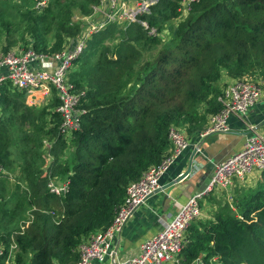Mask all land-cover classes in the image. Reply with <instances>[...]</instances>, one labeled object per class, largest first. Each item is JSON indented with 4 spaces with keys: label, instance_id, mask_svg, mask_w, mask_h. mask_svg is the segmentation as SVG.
<instances>
[{
    "label": "trees",
    "instance_id": "trees-1",
    "mask_svg": "<svg viewBox=\"0 0 264 264\" xmlns=\"http://www.w3.org/2000/svg\"><path fill=\"white\" fill-rule=\"evenodd\" d=\"M98 1L49 0L36 9L35 0H0V40L16 34L25 49L62 50L81 31L73 9L87 14ZM181 1L156 0L139 17L156 34L138 22L127 25L115 57L104 47L93 64L81 54L73 61L79 66L68 80L84 112L67 135L59 129L56 96L32 119L27 108L19 110L25 92L8 81L0 85V247L16 244L13 264L76 262L79 245L111 223L127 185L169 153V128L193 134L208 127L221 108L223 74L232 81L248 80L252 71L264 75V0H197L171 33L161 32ZM9 4H16L11 13L3 8ZM117 26H106L96 46ZM28 123L31 134L23 129ZM261 173L254 187L235 192L211 217L190 222L179 264H264ZM9 174L15 187L7 198ZM52 179L65 181L67 191L51 193Z\"/></svg>",
    "mask_w": 264,
    "mask_h": 264
},
{
    "label": "built area",
    "instance_id": "built-area-1",
    "mask_svg": "<svg viewBox=\"0 0 264 264\" xmlns=\"http://www.w3.org/2000/svg\"><path fill=\"white\" fill-rule=\"evenodd\" d=\"M48 1L35 0V8H44ZM129 1L99 0L96 5L94 4L92 12L99 13V18L95 22H88L75 37L77 43L73 51H69L68 41L65 48L52 53H38L29 48L4 54L0 57V85L8 81L12 86L24 91L25 101L28 98L29 105L37 103L38 99L48 98L54 89L59 101L55 111L61 116L60 132L67 135L78 129L84 110L79 107L80 94L72 90L73 85L67 75L73 61L82 53L88 36L109 24L125 26L135 22L146 28L149 34H156L154 27H150L145 20L139 18L150 11L151 5L156 0ZM194 1L197 0L180 2L179 11L183 8L181 17L187 14L188 5ZM263 95L264 86L248 80L227 83L216 97L221 108L210 116L208 127L202 131L201 136L212 132H227L229 117L236 116L242 119ZM250 129L252 132L247 136L241 149L215 164L208 185L191 195L185 203L180 205L172 218L163 224L161 230L143 241L137 255L118 261L115 259L116 264H166L168 262L179 264L178 255L183 246L185 230L191 221L202 215L199 199L216 189L231 188L234 185L233 177L242 181L252 171L264 169V132H258L253 127ZM168 138L172 148L163 161L157 166L148 168L140 178L127 185L124 201L117 209L111 223L91 234L79 245V258L72 264H92L94 261L103 262L109 257L115 258L114 237L120 234L123 225L134 210L159 187V178L165 170L189 146L185 133L174 126L169 128ZM3 171L0 165V173ZM47 186L51 193L62 194L67 191L65 181L52 179ZM16 250L17 246L13 242L7 249L0 247V256L3 257L4 264H13ZM196 264L204 263L198 259Z\"/></svg>",
    "mask_w": 264,
    "mask_h": 264
},
{
    "label": "crops",
    "instance_id": "crops-1",
    "mask_svg": "<svg viewBox=\"0 0 264 264\" xmlns=\"http://www.w3.org/2000/svg\"><path fill=\"white\" fill-rule=\"evenodd\" d=\"M225 81H228V79ZM44 100L40 99L38 102ZM228 126L229 130L227 132H212L205 136H201L204 130L193 134H186L183 131L189 141V146L182 151L161 175L159 186L169 183L187 170L194 146L201 143V150L195 154L192 161L190 175L164 191L149 196L134 210L130 218L123 225L120 234L114 237L113 250L116 253L115 259L117 261L137 255L140 251V244L161 230L163 224L169 221L179 210L180 205L200 190L199 183L204 170V168H201L203 161H206V159L221 161L233 152L241 149L247 136L252 132L250 127H253L258 132H264V95L249 109L242 119L230 116ZM198 171L200 172L198 173ZM260 176L261 171H252L246 177V180L244 179L245 181L242 182H245L247 186L254 187L257 182L256 180ZM233 186L220 190L229 191ZM164 194L167 195L166 198H164ZM202 216L205 218L210 217L205 213L203 214V212ZM92 264H112V257L107 258L103 262L94 261ZM166 264L175 263L168 262Z\"/></svg>",
    "mask_w": 264,
    "mask_h": 264
},
{
    "label": "rangeland",
    "instance_id": "rangeland-1",
    "mask_svg": "<svg viewBox=\"0 0 264 264\" xmlns=\"http://www.w3.org/2000/svg\"><path fill=\"white\" fill-rule=\"evenodd\" d=\"M130 1H140V0H130ZM15 5L16 4H9L7 6H4L3 8H7V12L11 13L13 8H15L14 7ZM22 9H23V7H21V10ZM91 9L93 10L92 7H91ZM92 10L89 11V13H87V14H81L78 9H76V8L73 9V15L71 16L72 22L79 23L80 27H81V30H82L84 27L87 26L88 22H91V21L95 22L99 18V13L94 12V11L92 12ZM182 10H183V8L180 9L179 13H177V15L175 17H173V18L170 17L171 19L169 18V20L166 22V24H164L165 26L163 25L164 28L160 29L161 32L163 30H166L167 32L171 33L170 30L172 29V27H174L175 24H177V22L181 18L183 19V17L186 16V15H183L181 17ZM126 27H127V25H125V26L118 25L116 27L114 33L111 36H107L105 39L101 40L100 46L102 48L101 47L99 48V45L96 46L95 41H96L97 37L101 36V33H102L103 30H105V28L99 29L98 31H93L92 34H90L88 36V38L86 39L85 47H84L81 55L82 56H85V55L89 56V60H87V61L89 63L93 64L94 62H96L98 60V57H99V55L101 53L100 51L105 47L106 50H107V48H109L108 49V55L115 57L116 53L113 52L114 46L117 43H120V42L122 43V41H121L122 34L121 33L123 32V30H125ZM25 35L26 34H23V36H25ZM102 35H107V33H103ZM8 36H9V38H5L3 36L1 38V40H0V57L3 56L4 54L8 53V52H11V51L25 50L24 45H21L20 38L16 34H13V35L10 34ZM14 39H16L18 42L16 44L14 43V44L8 45L9 43H13ZM6 47L7 48L9 47V48L5 49ZM158 50H159V48L157 46V48H154L151 51V54L154 53V56H156L158 54ZM145 54L148 55L149 53L146 52ZM78 66H79V63H77V64L76 63L75 64L72 63L71 69H70V71H69L67 76L69 77L70 73H73L75 71V69L78 68ZM225 76L226 75L223 74V76L221 78V81H220V85H223L222 82L227 80V79H228V81H225L223 83L232 82V79H230L228 77H225ZM246 78L248 80H250L249 82L264 86V75L258 73L257 71H252V72L248 73ZM55 96H56V91L53 89L51 91V94L49 95V97L47 99H45L42 102H37L36 104H33V105L27 104L26 101L24 100V98L21 96V98H19V102H22L24 104V106L21 107L19 110L24 111V107L27 108L26 111H31L32 112L31 118L33 119V116H34L33 112L34 111L37 112V111L41 110L43 106L48 105L49 102L51 101V99H53ZM38 100H40V99H38ZM0 115H2V112H1ZM11 128L14 129V127H11ZM23 129L27 133H30V134L32 133V127L30 126L29 123L25 124V125L23 124ZM20 163L21 162H18V164H20ZM16 164H17V162H16ZM6 173H8V171ZM9 175H10V177H8V178H11V179H9V181L6 182L5 185L3 186L4 187L3 189L5 190L4 194H5V196L7 198L13 193L14 187H15V185L13 184L14 183L13 182L14 178H12V174H9ZM245 180H246V178H245ZM245 180H242V181H245ZM242 181L239 182L238 179L233 177L234 184L235 183H237V184L235 186H233V188L231 190L225 191V190L216 189L210 195H208V196L205 195L202 198H200L199 199V205H200V208L202 209L201 212H203V214L205 213L206 215L211 217L213 215L214 211L219 209L220 204L223 201H226V202H229V203L232 202L233 197H234V195L236 193H238L240 190H242L244 188H249L250 187V186H247V184L245 182H242Z\"/></svg>",
    "mask_w": 264,
    "mask_h": 264
},
{
    "label": "water",
    "instance_id": "water-1",
    "mask_svg": "<svg viewBox=\"0 0 264 264\" xmlns=\"http://www.w3.org/2000/svg\"><path fill=\"white\" fill-rule=\"evenodd\" d=\"M76 43H77V39L75 37L70 39V41H69V51H73L74 50V47H75ZM200 147H201V143H198L197 145L194 146V148H193V150L191 152L189 166H188V168H187V170L185 172H183L181 175H179L178 177H176L175 179H173L169 183H166L164 185L159 186L152 193H150L145 199H147L149 196H151L153 194H157V193H159L161 191H164L168 187L176 184L177 182H179L180 180H182L186 176L190 175L192 161H193V159L195 157V154L197 152H199V150H201ZM217 162L218 161H215L214 159H212V160L206 159V161H203L201 163V168H204V170H203V174L201 175V180H200V183H199L200 184L199 185L200 189H203L204 187H206V185H208L209 180H210V178L212 176L213 168H214V166H215V164ZM201 171H202V169H201ZM199 172L200 171H198V173ZM195 174H197V173H195ZM166 197H167V195L164 194V198H166ZM112 264H116L114 257L112 258Z\"/></svg>",
    "mask_w": 264,
    "mask_h": 264
}]
</instances>
